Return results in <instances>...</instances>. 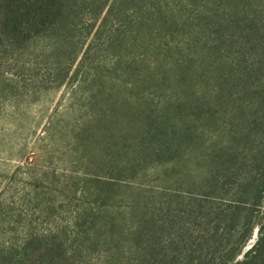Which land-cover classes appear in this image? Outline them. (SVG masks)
Masks as SVG:
<instances>
[{
  "label": "rangeland",
  "instance_id": "374dc122",
  "mask_svg": "<svg viewBox=\"0 0 264 264\" xmlns=\"http://www.w3.org/2000/svg\"><path fill=\"white\" fill-rule=\"evenodd\" d=\"M263 73L264 0H0V264H186L242 242L207 211L208 164L233 126L264 128Z\"/></svg>",
  "mask_w": 264,
  "mask_h": 264
},
{
  "label": "trees",
  "instance_id": "16d2710c",
  "mask_svg": "<svg viewBox=\"0 0 264 264\" xmlns=\"http://www.w3.org/2000/svg\"><path fill=\"white\" fill-rule=\"evenodd\" d=\"M43 9L44 7L39 8L32 19V25L36 29L31 32L33 36H41L43 31L37 30L40 24H48L57 15L53 12L51 16L47 14V11L43 12ZM25 16L26 14H23L22 18ZM258 87L260 89L259 108H264V73L263 76L259 75ZM244 117L252 119L254 117L253 111L248 112V114L245 112ZM256 123L257 119L255 118L254 125L248 124L243 129L241 137L236 134L239 129L233 124L236 127L232 125V129L236 131L230 134L232 141L230 140L227 146L220 150L213 147L208 164V189L214 196H211L213 199L211 206L209 208H207L208 205L206 206L207 211L209 214H216L219 225H228L231 236H235L236 239L242 242L225 245L224 248H227V250L223 252H221L222 250H213L211 254L198 256V261H192L189 252L185 256L186 264H230L234 262L237 257L238 246L249 239L254 225L260 227L257 241L253 248L244 255L243 260L238 261L236 264H264V215L260 217L257 223L253 222L255 215H258L264 205V128H255ZM253 131H256L258 136L254 135L255 132ZM251 137H253V140ZM236 168L237 171L233 173L232 170H236ZM241 168L244 169V172L239 175L238 169L241 170ZM229 184L233 191L232 194L228 191V188H225ZM198 199L201 198L188 200L194 203L197 209L196 212L184 209L181 225L187 224L188 220L191 221L193 218L197 219L199 213H201L202 201L207 199H202V201ZM204 202L206 203V201ZM187 232L186 229L183 242L184 246L188 247L189 235L187 236ZM214 244L216 246H213V248L224 246L223 241L219 238ZM216 251L220 252L218 257H214Z\"/></svg>",
  "mask_w": 264,
  "mask_h": 264
}]
</instances>
